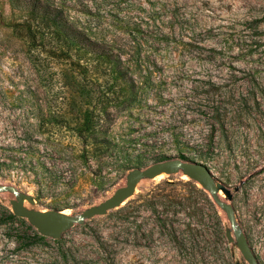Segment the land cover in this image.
Here are the masks:
<instances>
[{"label":"rangeland","instance_id":"rangeland-1","mask_svg":"<svg viewBox=\"0 0 264 264\" xmlns=\"http://www.w3.org/2000/svg\"><path fill=\"white\" fill-rule=\"evenodd\" d=\"M68 3L73 20L122 53L119 66L135 101L115 111L110 130L133 146L130 169L117 173L109 160L100 174L70 178L64 168L79 145L67 129L78 127L85 109L101 117L107 76L72 72L71 61L86 62L87 55L60 58L50 45L28 44L14 31L23 13L0 0V154L27 152L43 176L0 171V207L19 218L0 209V264H249L237 247L240 236L264 264V0ZM175 140L207 143L206 159ZM169 159L205 164L223 190L209 192L180 169L144 177L118 207L82 218L125 186L131 170ZM193 185L217 211L220 240ZM20 194L33 197L23 201L27 212H67L73 224L58 238L40 234L14 213Z\"/></svg>","mask_w":264,"mask_h":264},{"label":"trees","instance_id":"trees-1","mask_svg":"<svg viewBox=\"0 0 264 264\" xmlns=\"http://www.w3.org/2000/svg\"><path fill=\"white\" fill-rule=\"evenodd\" d=\"M73 0H9L12 8L23 13L21 24L14 27L27 40L30 45L39 47L50 45L54 50L56 57H69L73 59L78 55H87L90 57L86 62L71 61L72 72L86 76L87 74L99 73L105 74L107 92L101 95L99 100L104 106L101 110L102 115H94L85 109L81 123L77 128L68 127L69 137L77 142L79 150L68 157L65 170H70V178L75 180L79 177H85L86 174H100L102 169L109 164V160H116V171L129 170V157H132L130 151L133 149L131 143L117 139L110 130L111 117L115 111L124 106V103L135 101L131 87L132 83H126V73L119 66L122 53L114 45L113 41L105 40L98 32L93 31L89 26H82L71 17L73 8L68 2ZM85 8L80 10L85 13ZM79 11V10H78ZM119 83V84H118ZM121 83V85H120ZM125 94H124V92ZM61 127V126H60ZM62 128V127H61ZM59 128V130L61 129ZM176 147L188 148L192 151H199L196 157L206 159L202 150L207 143L188 142L178 140L172 141ZM18 150V149H17ZM15 150L16 154L20 151ZM183 158V154H181ZM95 166V168H93ZM9 167L18 171L21 176L32 173L36 180L43 178L37 173L38 164L32 163V157L24 152L18 156H5L0 154V171H5ZM93 171V172H92ZM34 184L37 182H33ZM166 187H172L173 184L163 183ZM192 187V184H189ZM196 193L204 200L212 212L215 231L219 240L222 238L220 231V221L216 209L212 205L209 197L200 189L193 185ZM38 199H41L42 190L34 192ZM148 196V197H147ZM143 202L147 205L151 201L148 194ZM3 213L9 219H19L9 210L0 207Z\"/></svg>","mask_w":264,"mask_h":264},{"label":"water","instance_id":"water-1","mask_svg":"<svg viewBox=\"0 0 264 264\" xmlns=\"http://www.w3.org/2000/svg\"><path fill=\"white\" fill-rule=\"evenodd\" d=\"M183 170V174L189 177L191 180L199 183L207 191L215 193L217 189L223 190L219 185H216L213 180V176L208 167L200 162H191L187 164H181L177 159H169L152 164L144 169H133L126 177L125 186L118 188L111 197L100 203L98 206L90 207L86 212L82 214V218L101 216L112 210L124 201L129 199L140 180L144 177L152 178L161 172L177 173L179 170ZM11 193H17L16 188L10 187ZM27 200L33 203V197L29 194H20L18 196V202L14 204L13 211L20 218H26L36 230L44 235L52 238H58L62 232L66 231L73 224L74 219L67 214L59 211H49L43 213L41 217L38 212H27L23 208V201ZM226 214L230 222L234 221L233 213L230 208L226 209ZM78 219L79 223L83 222V219ZM225 239L229 244L233 242V238L229 232L225 233ZM237 247L244 258L248 259L249 264H256V259L252 253L246 239L240 236L237 239Z\"/></svg>","mask_w":264,"mask_h":264},{"label":"bare ground","instance_id":"bare-ground-1","mask_svg":"<svg viewBox=\"0 0 264 264\" xmlns=\"http://www.w3.org/2000/svg\"><path fill=\"white\" fill-rule=\"evenodd\" d=\"M169 172H161L159 174H157L156 176L152 177V178H165L169 175ZM184 177L186 178V175H184ZM64 214H67V212H65ZM40 216H43V213L40 214Z\"/></svg>","mask_w":264,"mask_h":264}]
</instances>
